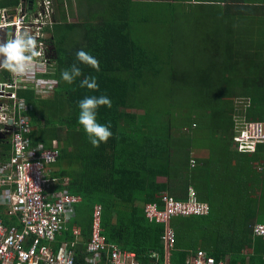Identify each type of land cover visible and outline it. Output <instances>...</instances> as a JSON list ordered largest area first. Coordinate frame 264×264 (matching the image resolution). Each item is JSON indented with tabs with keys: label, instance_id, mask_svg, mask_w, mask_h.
<instances>
[{
	"label": "trees",
	"instance_id": "1",
	"mask_svg": "<svg viewBox=\"0 0 264 264\" xmlns=\"http://www.w3.org/2000/svg\"><path fill=\"white\" fill-rule=\"evenodd\" d=\"M57 1L62 7L64 0ZM133 1L89 0L75 13L80 16L72 22H66L65 9L59 10L60 21L55 20L52 30L47 29L46 38V43L56 51L54 61L49 57L54 67L49 77L57 83L54 92L46 99L36 97L32 90L18 92L32 108L28 112L32 123L27 138L32 145L42 143L46 148L52 140H57L59 156L50 165V177L68 179V191L80 196L81 203L76 205L80 219H74V223L84 229L82 237L88 236L92 208L99 203L101 235L107 243L134 252L142 264H150V251L158 252L161 257L163 226L149 222L144 208L149 203L161 206L164 193L172 196L167 185L182 171L186 182L193 187L189 189L203 196L199 200L209 204L210 212L207 216L172 220L176 243L171 263L185 264L188 256L203 250L217 262L264 264V238L252 235L253 225L264 222V217L259 219L264 206L262 210L259 198L255 197L257 191H264V186H255L261 181L253 168L264 161V144L258 143L254 152L240 153L233 143L241 124L264 121V61L250 59L247 47L243 48L245 54L240 53L241 59H234L231 42L222 38L230 40L236 34L239 42L243 40L248 46L247 33L233 32L229 18L220 19L227 24L221 32L212 29L216 26L212 22L215 19L207 17L212 23L208 22L209 27L197 33L186 25L195 15L193 8L177 6V0ZM17 3V0H0V9ZM135 5L140 8L137 10ZM225 7L227 10L231 6ZM148 9L151 14L156 13L155 17L146 12ZM138 22L143 26V35L137 34ZM153 26L165 38L155 46L148 39ZM80 49L98 59L99 71L77 61L76 52ZM74 63L82 75L68 84L60 78L61 72ZM9 76V71L0 70V82L7 81ZM85 77H95L98 90L80 87ZM160 81L167 84L172 95L164 104H159L157 97ZM101 95L111 99L112 107H99L97 121L110 122L113 136L107 143L93 147L78 123V102ZM236 99L246 100L248 104L237 111ZM173 127L182 131L183 136L189 135V140L172 135ZM200 136L215 145L208 146L211 153L229 158L231 154L240 155L237 165L242 169L243 163L247 166L245 179L237 189L222 190L230 196L225 199L236 197L237 200L239 196L237 207L233 208V203L229 205L233 211L223 196L215 202L209 192L210 184L194 176L195 172L209 171L211 159L204 167H189L187 142ZM1 142L0 163L10 155L9 137ZM261 166L259 173L264 171V165ZM239 167L234 170L236 175ZM158 177L168 178V184L157 182ZM3 222L6 226L12 224L6 218ZM72 238L71 232L64 233L65 240ZM82 249L75 248L76 255Z\"/></svg>",
	"mask_w": 264,
	"mask_h": 264
},
{
	"label": "built area",
	"instance_id": "2",
	"mask_svg": "<svg viewBox=\"0 0 264 264\" xmlns=\"http://www.w3.org/2000/svg\"><path fill=\"white\" fill-rule=\"evenodd\" d=\"M16 5L0 9V29L7 30V38L12 39L18 31L29 28L37 37L38 51L32 71L24 76L10 73L7 81L0 82V133L9 137L10 155L0 163V264H142L134 252L120 249L107 243L101 235V206L92 210L88 240L82 255H76V242L57 241L67 232V223L76 216V205L80 196L72 195L68 189V179L49 177L50 165L59 156L56 142L46 148L42 143L32 145L27 138L31 128L28 112L32 108L26 104L18 92L32 90L36 97L51 96L56 80L50 62L47 29L53 24L51 0H22ZM2 70V69H0ZM10 122V123H9ZM233 137L234 147L240 153L255 151L258 143L264 144V121L241 124ZM194 162L192 161V164ZM208 203L198 200L193 189L188 190L185 200L175 199L168 193L161 196V206L149 203L144 208L149 222L163 226L160 236L162 256L150 251V264H172L171 253L175 250V231L171 223L180 217L207 216ZM4 218L12 221L6 226ZM74 240L79 239V228L73 227ZM254 237L264 238V222L252 227ZM185 264H227L215 261L203 250L192 253Z\"/></svg>",
	"mask_w": 264,
	"mask_h": 264
},
{
	"label": "crops",
	"instance_id": "3",
	"mask_svg": "<svg viewBox=\"0 0 264 264\" xmlns=\"http://www.w3.org/2000/svg\"><path fill=\"white\" fill-rule=\"evenodd\" d=\"M59 4H60L59 2L56 3L54 5V8H53L54 9V13H53L54 14V16H53L54 21L57 19L56 15L57 14H58V16L60 15V13H55L57 8H59ZM61 4H62V7H60L59 10H61V8L65 9L66 2L63 1ZM177 4H178L177 6L184 7L187 10H188V8H190V9L193 8L194 10H192V11L194 12L195 15H197L199 13L203 16L206 15L207 17L214 18L217 20H220L221 18H223L224 20H228V18H229L230 19V23H229L230 26H232V27L235 26L237 28V29H233V32L237 33L240 31H247L248 46H246V47L248 49L249 57H251V59H254L256 61L259 60L258 55L260 58L264 57V0H177ZM227 5H230L231 7L229 9L225 10V8H226L225 6H227ZM82 8L83 7L81 5H78L76 13H78V11H81ZM227 22H229V21H227ZM218 25H224V24L219 23ZM218 25H216V26H218ZM257 33H258V37H257ZM261 35L263 36V38L261 37ZM239 41L240 40L237 38V35L235 34L234 42H231L233 55H235V53L238 51V49H241L240 53L245 54V51L243 50V46H245L246 44H245V42L243 43V40L241 43ZM261 48H263V49H261ZM46 98H48V97H46ZM46 98H41V99H46ZM0 141H1V139H0ZM53 142H56V144L58 146L57 140H52L50 147H52ZM188 149H189L188 150L189 151V154H188L189 163L188 164H189L190 168H192L193 165L194 166L197 165L199 167L200 166L204 167L205 164H208L207 160L211 159L212 155H219V154L211 153V151L209 150V148L207 146L205 147L202 145H200V146L198 145V147H197L196 145L191 144V145H189ZM231 157H235V160L237 161L239 159L240 155L234 156L231 154ZM192 161L194 162L193 164H192ZM263 163H264V161L261 163V165H264ZM261 165L258 166L257 171H259V169L263 168ZM255 167H257V166L253 165V168H255ZM49 170H50V168H49ZM174 173H176V172H174ZM183 173L185 174V172L178 171V173H176V177L174 178L175 179L174 182H170L169 183L170 185H167L169 187L170 193L174 194V195L172 194V196L177 197V199L179 198V200H183V199H181L183 197L186 198L189 188H193L190 185L191 183H188V182L183 180V178H184ZM50 174L51 173H48L49 177H50ZM156 181L160 182V183L168 184L169 179L166 177H158L156 179ZM196 195H197L198 200H199V198L203 199V196H201L199 194V192L196 193ZM203 202H205V201H203ZM95 205L101 206V204L98 203V204H94L93 207ZM92 210H93V208H92ZM74 219L75 220L77 219V212H76V216ZM74 219H72L70 222H68L66 224L67 228H68L67 231L71 232V229L73 227L79 228V230L81 232L79 239L74 240L72 238V240H65L64 234H63V236L59 237L57 239V241H59V242L68 241L70 243L76 242L74 249L78 248V247L84 248L85 243L88 240L89 234L86 238L82 237V232L84 231V229H82V227H80L79 225L75 224ZM83 251L79 255H82Z\"/></svg>",
	"mask_w": 264,
	"mask_h": 264
},
{
	"label": "rangeland",
	"instance_id": "4",
	"mask_svg": "<svg viewBox=\"0 0 264 264\" xmlns=\"http://www.w3.org/2000/svg\"><path fill=\"white\" fill-rule=\"evenodd\" d=\"M65 2H66V6H65V11H66V18H67V20H66V22H72L74 19L76 20V16L77 17H79L80 15H75V13H76V10H77V6L78 5H81L82 7L83 6H86V3L87 2H89V0H64ZM137 0H134L133 2L135 3ZM51 2H52V5H53V8H54V5L56 4V2H55V0H51ZM70 6V7H69ZM136 6V5H135ZM135 8H137V10L140 8V5H137ZM59 9H60V7L59 8H57V10L55 11V13H58L59 12ZM146 12L148 13V14H151V12H150V9H148V10H146ZM138 13H139V15H141L140 14V11H138ZM156 13H153L152 12V14L151 15H155ZM160 15V14H159ZM54 16V15H53ZM84 16H86V14L84 15ZM56 17H57V21L59 22L60 21V19H58V14L56 15ZM62 17V16H61ZM155 17V16H154ZM191 22L190 23H188L186 20V25H187V27H192L191 29H193V31H195V32H197V33H201V30H203L204 29V31L206 30V28L207 27H209V26H207L206 24L208 23V22H210V21H212V20H208V18H207V16L206 15H201V14H197V15H192L191 16ZM54 21V20H53ZM55 22V21H54ZM205 22V25L203 26V23ZM212 22H214L215 23V25H218L219 23H221V24H224L221 20H217V19H215L214 21H212ZM212 22H210V24L212 23ZM53 25V24H52ZM51 25V30H52V28H53V26ZM136 25V24H135ZM137 28H136V31H137V34H141V35H143V26L142 25H139V22L137 23ZM225 28H226V24H224V25H218V26H213V28L212 29H216V31L217 30H219V31H221V32H223V31H225ZM230 28H231V30L233 31V29H237L235 26H230ZM211 31V30H210ZM60 32V31H59ZM246 33H247V31H246ZM74 36V35H73ZM75 37V36H74ZM257 37H258V33H257ZM261 37L263 38V36L261 35ZM69 39H73V37H69ZM148 39L150 40V41H154V44H153V46H155V45H157L158 44V42H163V40L165 39L164 38V35L163 34H161V33H159V32H157L156 31V29H155V27L153 26L152 27V29H151V32H149L148 33ZM223 40H224V42H234V35L232 36L231 35V38H230V40H226L225 38H222ZM222 41V40H221ZM229 42V43H230ZM246 46L247 45H245V46H243V48H246ZM240 52H241V49H238V51L235 53V57H234V59H241V55H240ZM251 59V58H250ZM258 59H259V61H264V57H262V58H259V55H258ZM255 62V61H254ZM256 63V62H255ZM215 76H217V75H215ZM231 77H235V79H236V76L234 75V74H232L231 75ZM238 80V79H237ZM237 82V81H236ZM161 83H163V82H161L160 81V83L159 84H161ZM162 85V84H161ZM166 85L167 84H164V85H162L161 87H157L156 88V91H157V93H158V99H159V104H164V103H166L170 98H171V96L172 95H170V92L168 91V89L166 88ZM166 99V100H165ZM248 104V101H246V100H238V99H236L235 100V103H234V105H235V109L237 110V111H239V110H242V108L245 106V105H247ZM182 112V111H181ZM182 113H185V111H183ZM237 121H239V120H236V122ZM174 123H176L175 121H173V124ZM194 126V125H193ZM237 131V130H236ZM171 133H172V135H175V136H183L182 135V131H179L178 130V128L177 127H173V129H172V131H171ZM235 135H236V133H235ZM234 135V136H235ZM183 137H185L186 139V141H188L189 140V135H186V136H183ZM207 137V136H206ZM208 143V144H207ZM187 144H194V145H200V144H202V146H209L210 145V147H212V148H214L215 147V145L213 144V142H209L208 141V139H205L204 137H202V136H200V137H197V138H192V142L190 143V141L189 142H187ZM220 155V154H219ZM219 155H212V158H211V162L214 164H212V165H210V167H208L209 169V171H202V174H200L201 172H195L194 173V176H195V178H203V180H205V181H207L209 184H210V186L212 187V190L211 191H209L210 192V194L211 195H213V200L215 201V202H218L220 199H218V198H220L221 196H223L224 197V201L226 202V203H228L227 204V207H229V205H230V203H233V205H234V207L233 208H235V207H237L236 206V204H237V202L239 201V196H237V200H236V197H234V198H232L231 200H228V199H225V198H228V197H230V196H228V195H226L222 190H223V188H233V189H237L238 188V185H240V184H242L243 183V181H244V173H245V171L247 170V166L243 163V169H242V167L240 168L239 167V165H237V162H238V160L240 159V157H239V159L236 161L235 160V157H226V156H224V154L223 155H221V156H219ZM239 167V173L236 175L235 174V172H234V170H236L237 169V166ZM241 166V165H240ZM240 169H242V170H240ZM255 169V171H254V174H256V175H260V181L261 182H259L257 185H255V186H259L260 184H261V186L263 185L264 186V181L262 180V178H263V174H264V171H262L261 173H259L258 171H257V169H258V167H255L254 168ZM245 170V171H244ZM208 172V173H207ZM203 173L205 174V173H207L206 174V176H203ZM202 175V176H201ZM263 175V176H262ZM185 181H186V176L183 178ZM263 183V184H262ZM228 185H229V187H228ZM248 187H250V188H254L253 187V185H249ZM252 192V191H251ZM223 194V195H222ZM226 195V196H225ZM261 195V196H260ZM255 197L256 198H259V203L260 204H262V210H263V206H264V191L263 192H256V195H255ZM240 204V203H239ZM230 208V207H229ZM232 208H230V210H231ZM78 211H79V208L77 209ZM226 210L228 211V212H230V210L229 209H227L226 208ZM261 210V211H262ZM231 211H233V210H231ZM239 211H242L240 208H239ZM230 215H231V213H230ZM260 217H259V219L261 220L263 217H264V212H260ZM77 219H80V216H78L77 217ZM240 219V218H239Z\"/></svg>",
	"mask_w": 264,
	"mask_h": 264
},
{
	"label": "clouds",
	"instance_id": "5",
	"mask_svg": "<svg viewBox=\"0 0 264 264\" xmlns=\"http://www.w3.org/2000/svg\"><path fill=\"white\" fill-rule=\"evenodd\" d=\"M38 51L37 37L32 31L25 27L18 31L14 38L0 40V69L9 71L17 76H24L32 71L36 59L41 56ZM77 61L91 66L96 71L100 70L97 58L88 52L80 49L76 52ZM82 75L77 64H72L70 68L62 70L60 78L72 84ZM80 87H87L90 90H98V83L95 77H85L80 82ZM101 106L112 107V101L105 95L90 96L78 102L80 109L78 123L82 125L87 134L89 142L93 147H99L101 143H107L113 136L111 124H101L97 121V109Z\"/></svg>",
	"mask_w": 264,
	"mask_h": 264
},
{
	"label": "water",
	"instance_id": "6",
	"mask_svg": "<svg viewBox=\"0 0 264 264\" xmlns=\"http://www.w3.org/2000/svg\"><path fill=\"white\" fill-rule=\"evenodd\" d=\"M25 7V2L24 0H22L21 3V8L23 9ZM13 31L11 30V37L13 38ZM7 38V30L6 29H0V40H5ZM52 48H50L49 50H51ZM10 123V122H9ZM6 136L0 133V139L2 140L3 138H5Z\"/></svg>",
	"mask_w": 264,
	"mask_h": 264
},
{
	"label": "flooded vegetation",
	"instance_id": "7",
	"mask_svg": "<svg viewBox=\"0 0 264 264\" xmlns=\"http://www.w3.org/2000/svg\"><path fill=\"white\" fill-rule=\"evenodd\" d=\"M54 22V21H53ZM52 48L51 50L48 51V56L53 59L52 61H54V59L56 58V51L53 45L49 46V49ZM4 142V141H3ZM0 141V143H3Z\"/></svg>",
	"mask_w": 264,
	"mask_h": 264
}]
</instances>
